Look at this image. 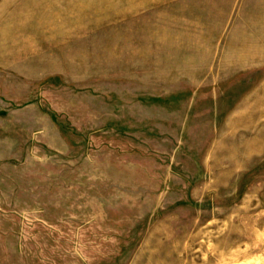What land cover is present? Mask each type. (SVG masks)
<instances>
[{
  "label": "rangeland",
  "instance_id": "1",
  "mask_svg": "<svg viewBox=\"0 0 264 264\" xmlns=\"http://www.w3.org/2000/svg\"><path fill=\"white\" fill-rule=\"evenodd\" d=\"M0 264H264V0H0Z\"/></svg>",
  "mask_w": 264,
  "mask_h": 264
}]
</instances>
